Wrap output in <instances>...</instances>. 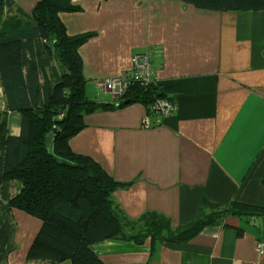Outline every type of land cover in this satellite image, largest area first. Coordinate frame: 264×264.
<instances>
[{
    "label": "crops",
    "instance_id": "obj_1",
    "mask_svg": "<svg viewBox=\"0 0 264 264\" xmlns=\"http://www.w3.org/2000/svg\"><path fill=\"white\" fill-rule=\"evenodd\" d=\"M13 1L29 13L39 0ZM72 4L81 11L59 14L67 34L96 33L78 50L92 99L113 102L96 82L129 72L133 56L148 50L160 54L152 81L176 105L161 119L139 104L86 115L84 129L69 139L72 152L130 183L113 193L124 213L158 212L175 228L196 217L202 199L264 207V12L209 11L180 0ZM144 117L160 122L143 128ZM7 126L19 135L17 112L7 114ZM21 188L16 180L0 185V264H35L26 255L41 222L9 206ZM253 221L229 217L152 255L149 241H105L92 250L104 264H264L255 250L264 222Z\"/></svg>",
    "mask_w": 264,
    "mask_h": 264
},
{
    "label": "trees",
    "instance_id": "obj_2",
    "mask_svg": "<svg viewBox=\"0 0 264 264\" xmlns=\"http://www.w3.org/2000/svg\"><path fill=\"white\" fill-rule=\"evenodd\" d=\"M72 1L39 0L27 13L13 0H0V185L19 181L22 188L9 206L41 222L26 262L104 264L92 246L105 241H149L152 255L158 245L188 243L229 217L264 222V207L206 199L191 222L175 228L158 212L136 218L124 213L113 193L130 183L114 181L90 157L72 152L69 139L84 129L86 115L132 104L154 115L159 99L173 101L152 79L131 85L113 102L92 99L78 50L96 33L67 34L59 14L80 12ZM180 1L209 11L264 12V0ZM9 112L20 115L18 136L9 135Z\"/></svg>",
    "mask_w": 264,
    "mask_h": 264
},
{
    "label": "built area",
    "instance_id": "obj_3",
    "mask_svg": "<svg viewBox=\"0 0 264 264\" xmlns=\"http://www.w3.org/2000/svg\"><path fill=\"white\" fill-rule=\"evenodd\" d=\"M160 57L157 52L154 57L150 51H144L133 56L132 58V69L121 75L106 77L96 84V89L100 93L107 94L111 97V100H117L121 98L128 88L135 84H148L151 82L153 71L151 68L152 60ZM176 105L174 102L166 99H159L152 107L158 117L163 118L175 111ZM160 121L151 122L148 117H144L142 127L149 129L152 126L157 125ZM255 250L257 253L264 254V241H257Z\"/></svg>",
    "mask_w": 264,
    "mask_h": 264
},
{
    "label": "rangeland",
    "instance_id": "obj_4",
    "mask_svg": "<svg viewBox=\"0 0 264 264\" xmlns=\"http://www.w3.org/2000/svg\"><path fill=\"white\" fill-rule=\"evenodd\" d=\"M86 88H87V87H86ZM87 93L89 94V90H88V88H87ZM103 98L109 99V97H108V96L101 97L100 99H103Z\"/></svg>",
    "mask_w": 264,
    "mask_h": 264
},
{
    "label": "water",
    "instance_id": "obj_5",
    "mask_svg": "<svg viewBox=\"0 0 264 264\" xmlns=\"http://www.w3.org/2000/svg\"><path fill=\"white\" fill-rule=\"evenodd\" d=\"M124 103H125V104H127V103H128V101H124Z\"/></svg>",
    "mask_w": 264,
    "mask_h": 264
}]
</instances>
